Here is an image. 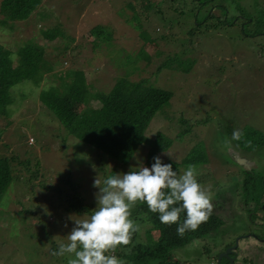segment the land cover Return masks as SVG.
<instances>
[{"label": "rangeland", "instance_id": "1", "mask_svg": "<svg viewBox=\"0 0 264 264\" xmlns=\"http://www.w3.org/2000/svg\"><path fill=\"white\" fill-rule=\"evenodd\" d=\"M127 2L138 12L134 18L130 15L133 11L125 6ZM160 2L40 0L28 17L8 23L0 12V43L13 52V65L17 64V46L32 42L43 47L50 68L39 84L23 81L14 86L10 114L0 116V156L11 157L13 176L0 200V264H68L69 256L51 253L59 243L67 242L74 226L71 217L85 219L95 210L98 188L93 186L94 180L126 173L138 163L151 167L145 163L147 145L139 146L129 164H121L69 135L40 100L41 91L60 85L67 70L82 72L95 89L108 90L116 76L125 74V67L118 65L130 63L140 49L147 51L151 59L139 60L136 69H129V78H143L145 84L172 92L169 102L150 120L146 136L153 138L162 132L169 137L172 144L157 155L163 162L172 163L174 170L194 165L198 181L211 186L213 211L225 217L228 213L234 215L224 220L207 241H195L196 245L191 241L171 251L169 259H179L182 264H217V252L238 235L264 234L263 223L255 226L245 216L255 208L253 202L258 205L255 210H264V35L259 32L250 37L241 25L232 23L218 32H204L191 39L186 34L189 19L171 13L167 0L163 2L167 9L158 11L155 7ZM174 3L185 10L188 0ZM221 3L238 17L264 10V0ZM135 19L146 30L145 38L131 24ZM96 24L111 32L110 40L92 44L89 31ZM161 34L165 39L160 38ZM175 53L182 60H194L189 72L170 60ZM164 62L168 65L160 67ZM99 105L96 100L81 99L73 110L88 106L93 112ZM246 128L255 130L260 138L255 149L239 145L232 138L234 131ZM194 146H202L204 160L184 163ZM252 173L255 176L245 182ZM69 180L90 213L66 209L73 198ZM132 218L141 225V231L131 244L154 243L158 231L144 214L132 213ZM251 238L239 240L237 259L241 264H264L260 257H264L263 246H254L259 242ZM113 254L123 261L116 252ZM253 256L259 261L244 259ZM221 264H227L225 258Z\"/></svg>", "mask_w": 264, "mask_h": 264}, {"label": "trees", "instance_id": "2", "mask_svg": "<svg viewBox=\"0 0 264 264\" xmlns=\"http://www.w3.org/2000/svg\"><path fill=\"white\" fill-rule=\"evenodd\" d=\"M164 1L166 0H162L156 5L155 8L158 11L167 9L163 5ZM167 1L171 3V13L182 14L187 17V20L189 19L186 25L187 29H185L187 36L191 39L193 36L196 39L199 38L204 32H218L222 26L227 27L232 23L241 25L245 35L250 37H255L260 33L264 35L262 32L264 31L263 9H256L255 11L259 12L256 15L248 13L246 16V13L245 17H238L228 10V5L221 3L223 0L218 4V0H188L186 11L182 9V6L174 5L177 4L174 3L176 0ZM131 2H127L125 6L133 11L130 15H133L132 18H134L138 12ZM38 3L40 0H1V18L7 23L24 19L31 14ZM131 24L139 31L141 38L146 37V30L142 28L141 21L135 19ZM246 27H250V29L248 30ZM89 32L93 37L91 41L93 45L110 40L111 32L101 24L94 25ZM160 38L165 39L163 34ZM189 43L192 44L191 41ZM93 45L92 47H94ZM188 49L185 46V50L188 51ZM12 53L8 47L0 43L1 117H8L10 114V105L14 102L12 93L14 86L23 81H31L37 85L41 82L44 73L50 70L47 60L44 58V49L38 44L32 42L19 44L14 52L17 55L16 65H13ZM150 59L149 53L140 49L132 57L130 63L119 64V67H125V74L116 76L113 85L108 90L95 89L87 82L82 72L67 70L65 75L60 78L62 80L60 85H52L49 89L41 91L40 100L47 108L48 113L58 119L69 135L88 144L96 151L102 152V155L106 154V157L121 164H129L139 146L147 145L145 163L152 165L153 157L169 148L172 140L162 132H157L153 138H149L146 136L145 130L155 113L169 102L172 92L145 84L143 78L138 80L129 78L130 68L136 69L139 60L149 62ZM170 60L176 61L182 68L181 70L185 72L190 71V66L194 61L193 59L182 60L178 53H175ZM166 65L168 63L164 62L160 67ZM87 98L98 101L99 107L93 112L88 106L78 111L73 110V105L78 100ZM244 129L240 131L242 132L241 138L235 139V142H238L239 145H246L248 149L258 145L260 138L256 131L250 128ZM204 157L202 146H194L184 157L183 162L194 164L203 161ZM10 161L11 157L0 156V200L13 178ZM251 179L252 177H247L245 182L247 180L249 182ZM69 187L73 190V198L68 201L66 209H74L71 211L77 213H90V207L81 204L80 197L71 181ZM132 211L133 215L144 214L151 226L157 229L158 236L154 243H133L130 244L131 246L118 247L115 252L120 258L123 257V264H182L179 259L177 261L169 259V255H173L171 251L185 246L191 239L204 237L222 225V221L212 213L206 223L201 224L196 231L186 232L181 238L176 232L178 225L169 226L161 223L159 214L150 212L146 203L138 202ZM185 216L186 213L182 212L180 222H183Z\"/></svg>", "mask_w": 264, "mask_h": 264}, {"label": "clouds", "instance_id": "3", "mask_svg": "<svg viewBox=\"0 0 264 264\" xmlns=\"http://www.w3.org/2000/svg\"><path fill=\"white\" fill-rule=\"evenodd\" d=\"M241 136L242 132L234 131L232 138ZM167 155L173 158L171 153ZM153 160L151 167L138 163L128 172L109 175L103 181L97 177L93 182L98 188L95 210L85 219L71 217L74 226L67 242L59 243L51 254L69 256L68 264H123L113 253L120 246L130 245L134 234L141 231V225L132 218L138 202L159 214L161 223L177 224L181 238L206 223L214 209L211 186L198 181L195 166L174 170L173 164L163 162L160 155ZM182 212L186 216L180 222Z\"/></svg>", "mask_w": 264, "mask_h": 264}, {"label": "flooded vegetation", "instance_id": "4", "mask_svg": "<svg viewBox=\"0 0 264 264\" xmlns=\"http://www.w3.org/2000/svg\"><path fill=\"white\" fill-rule=\"evenodd\" d=\"M255 169V168H254ZM254 169H252L251 171L253 172V170ZM255 176V174L254 173H252L251 175H249V177H253V176ZM263 200V199H262ZM253 202V201H252ZM262 202H264V200L262 201ZM254 203V209H252V210H248L247 212H246V214H245V216L246 217H248V219L250 220V222L251 223H253L255 226L256 225H258V224H262L263 223V225H264V210L262 211L261 209L260 210H255L257 207H258V205H257V203H255V202H253ZM263 208H264V206H263ZM213 213L222 221V225H223V222H224V220H226V219H228V218H231L232 216H234L233 214H230V213H228L227 215H226V217L221 213V212H216V211H213ZM242 215V214H241ZM221 225V226H222ZM217 230V229H216ZM211 234H213V231L212 232H210L209 234H207V235H205L204 237H199V238H194V239H191L190 240V242L191 241H194V243H193V245H196V242L195 241H200V243H203L204 242V240H205V238H206V241L208 240V238L210 237V235ZM244 236H247V237H249V238H251V237H255V239L254 238H251V239H254V240H256L257 242H259V244L258 245H254V246H259V247H261V246H263L262 247V249L264 250V244H260V243H262V242H264V234L262 235V236H260L259 237V235L258 234H256V233H253V232H247L246 234H241V235H238V237L234 240V242L232 243V244H226L225 246H224V250L222 249L221 251L222 252H224V251H226V249L227 248H231V252L229 253V256H231V257H234V262H235V264H241L240 262H239V260L237 259L238 257L236 256L237 255V248L239 247V240L242 238V237H244ZM261 239V240H260ZM190 242H188V243H190ZM235 242H236V246H235ZM187 243V244H188ZM186 245V244H185ZM235 246V247H234ZM184 247V246H183ZM234 247V248H233ZM221 251H219V252H217V254H216V262H217V257H218V254L219 253H221ZM258 255H261V253L260 254H258ZM263 255H261L260 257H261V259L263 260L264 259V257H262ZM225 257H221V259H220V261L222 260V259H224ZM226 259V258H225ZM244 259H246V260H248L249 262L251 261V262H253V260L255 261V260H257V261H259V259H258V257L257 256H253V258L251 259V258H244ZM260 259V260H261ZM226 261H227V263H229V261L226 259ZM253 264H254V262H253ZM255 264H257L256 262H255Z\"/></svg>", "mask_w": 264, "mask_h": 264}, {"label": "water", "instance_id": "5", "mask_svg": "<svg viewBox=\"0 0 264 264\" xmlns=\"http://www.w3.org/2000/svg\"><path fill=\"white\" fill-rule=\"evenodd\" d=\"M239 162H243L242 159H240ZM235 246H236V244H235ZM230 252H231V248H227L226 251L219 253L218 254V257H217V263L219 264L220 259L223 256V257H225L229 261V264H235L234 257L229 256V253Z\"/></svg>", "mask_w": 264, "mask_h": 264}]
</instances>
